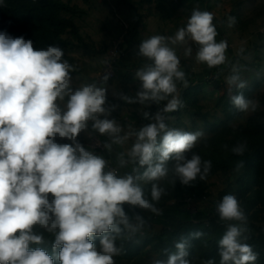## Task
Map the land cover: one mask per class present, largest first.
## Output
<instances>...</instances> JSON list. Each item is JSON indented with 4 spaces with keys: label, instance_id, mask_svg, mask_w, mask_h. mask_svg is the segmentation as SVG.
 Wrapping results in <instances>:
<instances>
[{
    "label": "clouds",
    "instance_id": "obj_1",
    "mask_svg": "<svg viewBox=\"0 0 264 264\" xmlns=\"http://www.w3.org/2000/svg\"><path fill=\"white\" fill-rule=\"evenodd\" d=\"M213 21V13L197 7L174 35L156 34L140 42L137 55L148 62L134 74L139 82L134 95L120 92L117 99L147 106L141 112L147 123L128 132L112 117L119 104L108 102L110 73L74 87L76 67L60 46L37 49L31 39L0 31V264H116L114 258L123 251L116 241L132 240L147 223L135 210L162 214L157 207L167 194L162 182L190 187L207 179L212 162L193 151L205 133L169 127L167 114L184 107L178 83L189 86L175 46H183L186 58L195 46V61L208 68L226 62L228 44L217 41ZM228 23L232 26L235 18ZM227 84L233 107L257 110L258 102L242 91L247 82L239 70ZM82 133L89 139L107 137L102 148L109 154L114 146L132 143L116 152L117 167L111 168L104 155L81 142ZM246 150V142L231 148L237 155ZM216 213L225 225L217 242L219 264H256L258 254L246 243L247 216L237 197L225 194ZM45 233L54 237L51 253L41 246ZM203 235L190 234L195 239ZM173 247L151 264H193L188 237ZM201 264H216V259Z\"/></svg>",
    "mask_w": 264,
    "mask_h": 264
},
{
    "label": "rangeland",
    "instance_id": "obj_2",
    "mask_svg": "<svg viewBox=\"0 0 264 264\" xmlns=\"http://www.w3.org/2000/svg\"><path fill=\"white\" fill-rule=\"evenodd\" d=\"M78 8L75 21L80 27L84 44L74 41V45L64 50L70 56L71 62L76 67L73 75V85L78 87L83 83L99 82L105 75L107 60H114V74L108 81V102L119 104L112 113V117L122 127L124 132L136 130L144 123L141 112L147 110V106L139 104H127L117 99L120 92L134 95L138 81L134 78L136 70L142 67L146 61L137 55L138 45H129V30L133 23H138L141 40L152 35H174L182 26L195 8L207 10L214 14L218 35L217 41H227L226 62L218 67L208 68L206 65L195 61V46L192 57L183 55V46H175L181 60V69L185 71L189 86L201 84L202 74L213 71L211 82L213 85L206 86L194 94L197 100L192 101L187 109H182L177 116L169 117V127L186 131L201 130L208 135L205 129L203 114L207 113L210 120L224 117L222 96H229L227 78L234 69L239 70L241 79L247 82V87L242 91L249 92L248 97L258 102L257 109L262 107L261 99L264 95V0H208L204 4L191 6H174V0H73ZM229 17L235 18V23L229 26ZM69 38L70 35H67ZM120 46L117 55L110 57L111 50ZM215 83V84H214ZM217 83V84H216ZM188 86V87H189ZM219 86L217 90L212 87ZM183 85L178 83V95L182 98ZM232 89V93H236ZM222 102V103H221ZM200 111L201 114L195 112ZM254 112H243L235 119L234 124L244 123ZM103 142L107 137L100 136ZM204 136V137H205ZM93 137V138H94ZM81 142L105 156L109 165L117 167L116 152L130 147L132 140L124 147L114 146L109 154L106 150L98 151L91 147L92 139L82 133L79 137ZM198 141L197 144H199ZM196 144V145H197ZM131 166L120 169L123 174L129 171ZM231 170H219L216 174L208 177L205 181L207 198H216L218 193L226 187L228 179L236 178ZM185 198L194 207L197 200L196 194H187ZM264 221V214L261 215ZM264 224V222H263ZM99 246V245H98ZM157 258V254L150 247L145 248L141 261L128 262L126 264H151V260Z\"/></svg>",
    "mask_w": 264,
    "mask_h": 264
},
{
    "label": "trees",
    "instance_id": "obj_3",
    "mask_svg": "<svg viewBox=\"0 0 264 264\" xmlns=\"http://www.w3.org/2000/svg\"><path fill=\"white\" fill-rule=\"evenodd\" d=\"M207 1L174 0V6H193ZM77 12L78 8L73 4V0H5V6L0 7V31H6L13 37L23 36L25 39H31L37 49L58 45L65 50L72 47L75 40L84 44L80 27L75 21ZM129 35L127 41L130 46L140 44L142 40L139 38L138 23L131 25ZM65 58L71 62L67 54ZM212 73L213 71L204 72L201 84L182 89L181 99L184 107L167 114L168 124L170 116L179 115L182 109L188 108L191 100H197L194 98L195 93L213 85ZM218 87L214 86L212 90L215 91ZM243 93L248 97L249 92ZM220 99H225V116L210 120L207 113L203 114L208 135L200 140L193 151L203 159L211 160L212 168L208 177L222 169L231 170L236 178L229 177L226 187L216 198H207L206 180L197 179L190 187L179 182L176 186L162 182L167 189V194L157 204L162 214L135 210L145 217L147 223L143 231L132 240L116 241L117 245L123 248L121 254L114 258L116 264L141 261L146 247H150L151 251L157 254V258H163L164 249L174 251V243L182 237L190 239L189 258L193 264H201L202 260L208 258H215L216 264H219L217 242L225 231V225L219 222L216 205L225 194H234L237 197L247 216L249 239L246 243L258 254L256 264H264V221H261V215L264 214V95L261 99L262 107L251 114L244 123L239 124H234V121L243 112L232 106L229 96H222ZM151 110L155 112L156 106L153 105ZM195 113L201 114L200 111ZM240 142L247 143V150L243 155L234 154L231 148ZM225 145L228 147L225 148ZM241 162L243 166L238 168L237 165ZM150 187L151 185L145 186L146 194L150 193ZM184 194H196L198 199L195 200L194 207L190 206ZM126 211H129V214L132 212L127 206ZM196 231H202L204 235L199 239L191 238L190 234ZM53 239L54 237L45 233L46 242L41 246L49 253ZM95 243L99 245V238Z\"/></svg>",
    "mask_w": 264,
    "mask_h": 264
},
{
    "label": "built area",
    "instance_id": "obj_4",
    "mask_svg": "<svg viewBox=\"0 0 264 264\" xmlns=\"http://www.w3.org/2000/svg\"><path fill=\"white\" fill-rule=\"evenodd\" d=\"M120 46H121V45H120ZM120 46L118 45V46H116V48H113V50H111V52H110V53H111L110 57H113L114 55H117L119 52H121V51H120ZM106 65H107V66H106V68H105L104 73H105V74L110 73L111 76H112V75L114 74V60H112V59L109 58V59L107 60V64H106ZM103 143H104V142L101 140L100 137L95 136L94 138H92L90 145H91L92 148L97 149L98 151H102V150H104V149L102 148ZM97 145H99V146H97ZM109 167L113 168V167L110 166V165H109Z\"/></svg>",
    "mask_w": 264,
    "mask_h": 264
}]
</instances>
